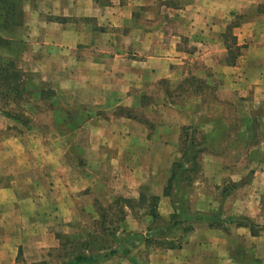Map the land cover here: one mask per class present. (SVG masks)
Listing matches in <instances>:
<instances>
[{
    "label": "crops",
    "instance_id": "0c3cea01",
    "mask_svg": "<svg viewBox=\"0 0 264 264\" xmlns=\"http://www.w3.org/2000/svg\"><path fill=\"white\" fill-rule=\"evenodd\" d=\"M227 42L236 48L232 61ZM0 53L5 67L22 72L25 65L38 82L65 91L54 112L66 114L63 128L74 131L45 136L14 110H0V264H18L20 256L27 264H56L50 259L61 237L76 238L72 226L84 225L96 201L158 196L169 210L161 215L171 213L164 189L172 169L155 170L147 157L161 162L162 154L165 165L179 160L182 152L174 158L169 145L180 141L184 121L174 109L167 118L166 107L156 117L157 107L139 102L159 82L221 80L240 133L254 119L247 114L264 108V0H0ZM120 106H144L161 130L169 122V132L151 135L134 116L116 117ZM220 124L229 126L210 120L211 137ZM126 218L128 231H136ZM240 242L254 247L251 264H261L264 235L236 223L220 229L200 221L180 248L144 246L149 264H244L232 247ZM139 258L118 253L101 264H141Z\"/></svg>",
    "mask_w": 264,
    "mask_h": 264
},
{
    "label": "rangeland",
    "instance_id": "374dc122",
    "mask_svg": "<svg viewBox=\"0 0 264 264\" xmlns=\"http://www.w3.org/2000/svg\"><path fill=\"white\" fill-rule=\"evenodd\" d=\"M2 55L0 53V56ZM0 67L6 68L2 65L1 60ZM26 68L24 65L22 72L16 69L19 75L15 76L14 80L12 78V83L18 86L19 91H10L12 86L8 87L7 83L1 79L2 72L0 71V110H14L20 117V121L24 124L34 125L35 131L45 136L51 134L53 137L63 138L66 137L67 133L69 135L71 132L73 133L74 131L70 132V130L63 128V124L68 125L67 122L70 121L67 115L54 112L56 107L60 109L63 107L65 91L59 87L53 89L52 84L47 82H38L32 76L36 73ZM60 82L61 80L58 79L59 84ZM158 84L153 89L152 95L140 98L139 102L144 106L152 103L153 106L157 107L155 110L156 117L164 116V107H166L167 118H170L172 114L171 110L168 109H174L177 111V115H182L181 118L184 121L181 128L182 137L176 145H169V149H173V154H177V157L174 158L180 157L178 151L184 149L183 142L186 138L184 133L191 134L193 132L195 141L198 143L199 163L191 175V181L188 184L185 183L184 188H182V194H184L191 211H217L223 217L232 218L233 222L230 223L246 227L254 235H264V127H262L263 123L260 118L264 113V108L259 105L254 113L247 114L250 116V120L252 116L254 119L250 122L248 118L247 129L245 127V130L240 133V117L235 110V102L222 96L219 90L220 85H222L221 80L215 79V85L198 79H187L176 87H173L168 81H162ZM174 105L179 106L176 109L173 108ZM144 106L129 107L128 110L120 106L114 115L116 117H120L122 114L134 116L137 121L145 124L151 135L163 136L164 130L168 133L166 127L169 122H162V126L165 127L161 130L160 126L155 124L156 119L154 121L148 119V113L144 110ZM180 108H182L181 112ZM200 110H202L201 113ZM214 118L220 123L226 122L229 126L223 127L220 124L215 129L216 136L211 137L209 134L211 129L207 126L210 120ZM54 122H59L61 128H56L58 125H54ZM170 127L173 125L171 124ZM183 127H187V129L184 130ZM58 147L61 146L58 145ZM156 147L163 149L165 146L155 145L153 148ZM156 157H147L149 165H153L155 170L157 168L164 170L166 167L168 172L181 159L168 161L165 165L164 155L161 154V162L155 159ZM168 198L170 197L168 196ZM208 200L213 201L208 203ZM157 205L160 214L168 213V204L159 201ZM149 206V197L134 204L131 201L114 200L111 204L104 206L101 202L96 201L93 211L87 213L84 225L72 226L75 234L73 233L71 237L76 238L69 239L66 234L61 237V246L55 250L54 257L50 260H55V263L58 264L60 261L64 262L66 257L76 254L80 249L87 252L88 248L91 251H97L101 247H116L118 238L125 237L129 232L146 233L147 227L152 222V216L148 213ZM171 209V213L166 217L163 216L164 218H170L174 211L173 206ZM128 215L129 220L136 222V231H128L126 224ZM205 222H208L211 227V221ZM213 223L215 224V222ZM230 223H224V228L226 229V225ZM215 228L224 229L223 227ZM192 231L184 233L183 229H177L170 237L171 239L174 238L172 240L180 241L183 246L185 237ZM59 235L61 236L62 233ZM85 244L88 246L84 247ZM133 245H130L123 253L135 252V255L140 257L141 264H149L146 259L148 249L147 246H144V242L136 241ZM155 247L167 248L156 245ZM232 247L234 249L239 248L241 254L243 253L239 259L244 264H251L256 259L254 247L244 246L242 242ZM18 260V264H27L24 257L20 256ZM260 263L264 264V257Z\"/></svg>",
    "mask_w": 264,
    "mask_h": 264
},
{
    "label": "trees",
    "instance_id": "16d2710c",
    "mask_svg": "<svg viewBox=\"0 0 264 264\" xmlns=\"http://www.w3.org/2000/svg\"><path fill=\"white\" fill-rule=\"evenodd\" d=\"M229 33L231 34V27L228 29V34ZM228 34L226 41L228 39L235 43L236 40H234L233 36H229ZM227 44L230 61H232L236 55V48L231 49V43L227 42ZM0 71L2 72L1 79L7 83L8 87L12 86L10 91H19L17 88L18 86L12 83V78L14 80L15 76L17 77L19 75L14 65L10 64L4 69L0 67ZM183 128L184 130L187 129V127ZM184 136H186V138L183 142L184 149L181 150L182 157L173 165L171 177L164 189V194L170 197L174 210L170 218L166 219L159 213L157 205L159 197L151 196L149 198L150 206L148 207V213L152 216V222L147 227L146 233L138 234L129 232L125 237L118 238V245L116 247H101V249L97 251H91L88 248L87 252L80 249L76 254L66 257L64 264H100L113 255L123 253L130 245L134 246L133 244L136 243V241H142L147 246L156 245L165 246L167 248H180L182 246L181 242L172 240L174 238L171 239L170 237L177 229H183V232L187 233L194 229V224L196 222L202 220L211 221V227L223 228L224 223L233 222L232 218L223 217L222 214L217 211H191L184 194H182V188H184L185 183L188 184L191 181V175L195 172V167L199 163V157L197 155L199 147L197 145L198 143L195 141L193 132L191 134L184 133ZM145 198V196H142L140 201ZM213 222H215V224ZM86 246H88V244H85L84 247Z\"/></svg>",
    "mask_w": 264,
    "mask_h": 264
}]
</instances>
